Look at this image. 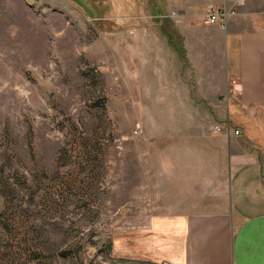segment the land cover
Masks as SVG:
<instances>
[{
	"label": "rangeland",
	"instance_id": "obj_1",
	"mask_svg": "<svg viewBox=\"0 0 264 264\" xmlns=\"http://www.w3.org/2000/svg\"><path fill=\"white\" fill-rule=\"evenodd\" d=\"M189 9L0 0V264H165L128 257L126 240L158 211L187 124L211 123L160 91L180 69L159 18L173 28Z\"/></svg>",
	"mask_w": 264,
	"mask_h": 264
},
{
	"label": "crops",
	"instance_id": "obj_2",
	"mask_svg": "<svg viewBox=\"0 0 264 264\" xmlns=\"http://www.w3.org/2000/svg\"><path fill=\"white\" fill-rule=\"evenodd\" d=\"M232 1L184 0L186 20L168 26L174 37L158 31L166 58L180 69L160 88L174 99V112H182L177 99L195 100L224 127L187 124L184 153L160 182L166 194L158 211L133 244L126 240L132 259L264 264V0H244L223 29L201 22L210 7Z\"/></svg>",
	"mask_w": 264,
	"mask_h": 264
},
{
	"label": "built area",
	"instance_id": "obj_3",
	"mask_svg": "<svg viewBox=\"0 0 264 264\" xmlns=\"http://www.w3.org/2000/svg\"><path fill=\"white\" fill-rule=\"evenodd\" d=\"M244 0H233L232 3L228 6L220 7H210L201 15V22L205 25H214L221 29L225 27L227 17L235 13L236 7L242 5ZM261 33H264V14L262 15V23L259 28ZM231 82H234L231 80ZM224 127L223 124L219 122H212L209 125V130L212 132H218L221 128ZM226 131L228 132L227 125H225ZM232 134L237 135L239 132L237 129H233Z\"/></svg>",
	"mask_w": 264,
	"mask_h": 264
},
{
	"label": "trees",
	"instance_id": "obj_4",
	"mask_svg": "<svg viewBox=\"0 0 264 264\" xmlns=\"http://www.w3.org/2000/svg\"><path fill=\"white\" fill-rule=\"evenodd\" d=\"M158 20V18H157ZM170 27V24H169V19L167 17H161L159 18V29H161L166 35L167 37L171 38V37H174V34L172 30H169V27Z\"/></svg>",
	"mask_w": 264,
	"mask_h": 264
}]
</instances>
